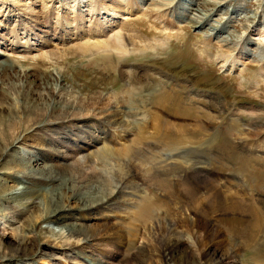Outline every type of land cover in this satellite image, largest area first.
Here are the masks:
<instances>
[{
  "label": "rangeland",
  "instance_id": "374dc122",
  "mask_svg": "<svg viewBox=\"0 0 264 264\" xmlns=\"http://www.w3.org/2000/svg\"><path fill=\"white\" fill-rule=\"evenodd\" d=\"M178 3L0 0V264H174L170 240H182L175 264H254L251 253L264 256V0H195L185 17ZM116 36L130 53L85 54ZM246 38L256 39L248 54ZM229 56L237 59L232 71L221 61ZM54 101L57 112L67 102L80 120L45 124ZM156 113L165 122L159 135ZM37 115L46 118L31 130ZM76 123L89 125L76 130L85 138L104 131L89 153L114 154L78 164L88 154L60 134ZM48 150L68 160L48 158ZM99 183L148 209L129 234L122 223L134 216L118 207L87 216L80 209L101 199ZM26 186L28 194H11ZM52 186L62 198L44 191ZM61 201L77 217L64 224L87 226L92 241L52 247L60 227L39 216L44 203Z\"/></svg>",
  "mask_w": 264,
  "mask_h": 264
},
{
  "label": "bare ground",
  "instance_id": "6f19581e",
  "mask_svg": "<svg viewBox=\"0 0 264 264\" xmlns=\"http://www.w3.org/2000/svg\"><path fill=\"white\" fill-rule=\"evenodd\" d=\"M137 1H140L141 3L143 2V1H145V0H137ZM178 2H181V3H178L177 5H180V9H181V11L183 12V14H184V17H185V15H187L188 16V12H189V10H191L192 9V7H194L195 6V0H178ZM169 5V4H168ZM173 5H174V3H173ZM172 5V6H173ZM178 7V6H177ZM191 8V9H190ZM176 10H177V8H176ZM178 13H179V10H178ZM190 16H192V13H191V15H190V13H189V17ZM204 25H205V23H203ZM207 25H209V24H207ZM163 27V26H162ZM221 27V26H220ZM226 27V26H225ZM217 28H215V29H213V31H215ZM218 30V29H217ZM223 31H225V30H223ZM223 33V32H222ZM220 34V31L218 30V32L217 33H215L214 35L215 36H218ZM213 35V36H214ZM115 36V35H114ZM122 40H123V38L121 37V36H116L115 38H114V40H112V41H109V42H106L105 41V43H103L102 45L101 44H99V45H96L95 47H93L92 48V46L90 47V46H88V47H86V49L84 50V52H85V54L86 53H88V52H90V53H96V54H100L101 52H108V56H111V55H121V53H123L122 55H125L126 53H130V50L128 49V48H126L127 46L124 44V43H122ZM254 40H256V39H252V38H246L245 40H244V53L245 54H248L249 53V51H251L252 49H249V47H250V45L252 46L254 43ZM96 44V43H95ZM241 48V47H240ZM241 53V52H240ZM242 55H243V53H242ZM105 56V55H104ZM108 56H107V58H108ZM241 56V55H240ZM249 56H251L250 54H249ZM124 57V56H123ZM230 57V56H229ZM242 57V56H241ZM104 58H106V57H104ZM261 58V57H260ZM103 59V58H102ZM228 58H223V59H221V61L222 62H224V65H225V68H227V70L228 71H232V70H234L235 69V65H233V63L232 62H237L236 60H233V58L232 57H230V59H228ZM106 60V59H105ZM235 64V63H234ZM232 65V66H231ZM119 66V65H118ZM110 68H111V66H110ZM106 70H107V68H105ZM102 71V70H101ZM100 71V72H101ZM102 74H103V72H102ZM60 75V74H59ZM57 78H60L61 76H56ZM258 78V77H257ZM257 81H254L253 83H252V85H253V87L255 86V85H257V83H256ZM153 93V92H152ZM54 95V94H53ZM57 95V97H55V98H58V99H60V100H62V95H59V93L57 94L56 92H55V96ZM65 97V96H64ZM100 99V98H99ZM101 101V100H100ZM58 102V101H57ZM69 102V101H68ZM102 102V101H101ZM96 104H97V102H95ZM100 103V102H99ZM98 103V104H99ZM66 105H65V107L63 108V109H61V111L60 112H57L58 111V107H59V105H56V103H55V101L53 102V104H52V106H50L49 108H48V111H47V113L48 114H46V115H49V117L47 118L48 120L47 121H44L45 122V124L46 123H50V122H52L53 123V121H58V120H62V119H65L66 120V118L68 119V118H71V117H74V121H78V120H80V118H76L75 116H77L76 114L74 115V113L76 112H72V113H69L67 110L69 109V107H68V105L69 104H67V102L65 103ZM186 105H187V103H186ZM74 107V106H73ZM77 107V106H76ZM187 107H188V105H187ZM80 108V107H79ZM79 108H77V109H79ZM180 108V107H179ZM74 109V108H73ZM110 109V108H109ZM83 110V109H82ZM103 111V110H102ZM106 111H107V109H106ZM106 111H104V112H99V113H102V116L103 117H108L109 116V118H110V114H109V111H108V113L106 112ZM113 111V110H112ZM77 112H79V111H77ZM57 113H59V115H57ZM113 113V112H112ZM157 114V113H156ZM154 115V117H153V121H154V129H155V131H154V133L156 134V133H158V135L160 134V132H161V129H162V126H164V124H165V122H164V120L163 119H161L160 118V116L157 114V115ZM34 115V114H33ZM46 115L45 116H42V117H40V115H37L36 117H31V122L29 123V128L32 130L34 127H37L36 125H39L38 123H40L44 118H46ZM79 115V114H78ZM152 116V115H151ZM112 117V116H111ZM105 119V118H104ZM107 119V118H106ZM114 119H116V118H114ZM30 120V119H29ZM46 120V119H45ZM64 120V121H65ZM71 120V119H70ZM85 120V119H84ZM107 122H109V120H106ZM111 121V123H112V119L110 120ZM116 121V120H115ZM63 122V121H62ZM27 123H28V121H27ZM51 123V124H52ZM64 123V122H63ZM114 123V122H113ZM116 124L118 123V121L117 122H115ZM122 122H120V124H121ZM55 124V123H54ZM60 124V123H59ZM109 124V123H108ZM119 124V125H120ZM149 124V123H148ZM112 125V124H111ZM118 125V124H117ZM40 126V125H39ZM47 126V125H46ZM65 126V125H64ZM73 126H76V128L75 129H73L74 131H71V132H67V130H62L61 131V133L60 134H62V135H64V136H62V137H64V138H66V139H70V137H69V133L70 134H72L74 137H76V138H71V139H73V140H75L76 139V141H77V143H78V149H76L77 151H83V152H85L86 154H88L87 156L85 155L82 159H79V161H78V164H81V163H84L85 164V161H84V159H86V161L88 162V163H90V162H92V160L94 159V158H97L98 159V156H100V157H104V154L106 153V154H108V153H112V152H114L115 150H111V148H106V147H103L102 149H100V150H98V151H96V152H91V153H89V151L91 150V149H95V148H98L97 146L99 145V144H101L104 140H103V138H105V134L101 131V134L100 135H103V136H96V135H91V136H89V137H84V136H82V135H79L78 133H77V131H80L81 129H85L86 131H87V129L89 128V125H87L86 123H82V125L80 126V124L79 125H77V123L75 124V125H73ZM200 126V125H199ZM244 126V125H243ZM56 127V126H55ZM91 127V126H90ZM49 128V127H48ZM64 128V127H63ZM98 128V127H97ZM100 128V127H99ZM119 128V127H118ZM123 128V127H122ZM201 128V127H200ZM242 128V127H241ZM21 129V128H20ZM123 129H125V128H123ZM30 130V131H31ZM55 130V129H54ZM77 130V131H76ZM83 130H81V132L83 131ZM92 130H93V127H92ZM95 130V129H94ZM127 131V130H126ZM88 132V131H87ZM91 132V130H89V133ZM93 132V131H92ZM99 132V131H98ZM133 131H131V133H132ZM85 133V132H84ZM19 134V133H18ZM83 134V133H82ZM86 134V133H85ZM92 134V133H91ZM94 134V133H93ZM99 134V133H98ZM77 135V136H76ZM157 135V134H156ZM92 136H93V138H92ZM161 136V135H160ZM6 137V136H5ZM72 137V136H71ZM79 137V138H78ZM84 137V138H83ZM140 137V136H139ZM143 137V136H142ZM14 139V138H13ZM19 139L20 138H16L15 137V141H18L19 142ZM143 140V138H137L135 141H138V143L139 142H141ZM75 141V142H76ZM181 142V141H180ZM103 144V143H102ZM105 144V143H104ZM264 145V144H263ZM70 147V146H69ZM106 148V149H105ZM70 149H72V148H70ZM73 150H75V149H73ZM72 150V151H73ZM102 152V153H101ZM46 153V155H47V157L49 158V157H53V158H57V157H59V156H63V154H62V152H60V151H55V150H48V151H46L45 152ZM112 154H114V153H112ZM111 154V155H112ZM110 155V154H109ZM45 156H37L36 157V161L38 162V163H41V162H44V160H45V158H44ZM106 157H107V155H106ZM114 157V156H113ZM67 158V156H63V160L64 159H66ZM104 159V158H103ZM66 160H68V159H66ZM91 164V163H90ZM105 164H106V162H105ZM81 165H83V164H81ZM98 171V170H97ZM100 172V171H99ZM101 173V172H100ZM99 174V173H98ZM23 178H25V177H22V178H19V179H23ZM26 179H28V178H26ZM125 180V179H124ZM98 182H100L99 180H98ZM28 184H30V182H27ZM66 185H67V183H66ZM128 187V186H127ZM108 189H109V187H107V186H105V185H100V183L98 184V187H97V193H96V196L97 197H101V199H98V200H96V201H94L93 203H87L86 205H83V207H81L80 209L81 210H87V212L89 211V213H87L86 212V216L89 214V215H91V214H93L95 211H97V210H102V209H105V210H110V208H114L115 209V207H118L117 209L118 210H120V212H123V213H127L129 216H130V214L131 215H133L134 217H133V219H132V221H128V222H126V221H124L123 223H122V225H123V234H124V231H126L127 232V234H129L130 232H132V230L134 229L133 227H134V225L136 224V221H140L141 220V218L144 216V215H146L147 214V212H148V209H146V210H144V209H142V208H140V206H139V204L137 203V200L136 199H134V197H132V195H127V194H125V191L123 192V191H118V192H116L115 190L112 192V193H109L108 194ZM126 189V188H125ZM22 190V191H21ZM29 190H30V188H28V186H26V187H23L22 189H20V191L18 190V191H15V192H13V193H11L12 195H14V196H19V195H25V194H28L29 193ZM212 190V189H211ZM44 191L45 192H47V193H54V194H60V196H61V198H62V195H63V193H62V189H61V187H54V186H52L51 188H46V189H44ZM127 192V191H126ZM130 193V192H129ZM128 193V194H129ZM88 194L89 193H87V192H84L83 194H82V197L83 198H86L87 196H88ZM109 195H110V200L108 199V198H103L104 196L105 197H109ZM135 195V194H134ZM138 196V195H137ZM140 197V196H139ZM75 198V195L73 196V199ZM132 198V199H131ZM229 198V197H228ZM230 198L231 199H229L230 201H229V203L231 204L232 203V205L234 206V200H236L235 199V197H231L230 196ZM54 200V199H53ZM238 200V199H237ZM239 201V200H238ZM53 203H55V201H52ZM132 203V204H131ZM228 203V202H227ZM229 204V205H230ZM58 206H54L53 208L52 207H48V205L46 204V203H44V205H43V211H42V213L40 214V216H39V220H41V221H47L48 223H50V224H53V225H57L58 227H60V231L59 232H55V231H53V232H51V239H52V247L54 248V247H60V248H64V247H70V246H74V245H77V244H80V243H86L87 244V242H90V241H92L95 237H93L92 235H90L89 234V232L87 231V229H88V227L87 226H84L83 228H80V229H78V228H76V227H74V226H72L71 224L69 225V224H64V222H66V221H74V220H77V217H76V215H74V213H75V208H70V205H65L64 203H63V201H61L60 203H58L57 204ZM108 208V209H107ZM117 209H116V211H117ZM77 211V210H76ZM113 212V211H112ZM78 213V212H77ZM78 215V214H77ZM118 215V214H117ZM80 218V217H79ZM86 218V217H85ZM88 218H91L90 216L88 217ZM74 219V220H73ZM92 219V218H91ZM129 219V218H128ZM195 220H197V219H195ZM194 220V221H195ZM40 221V222H41ZM197 222V221H196ZM121 224V223H120ZM70 226H72V227H70ZM196 226V228L198 227L197 225H195ZM194 226V227H195ZM78 227V226H77ZM103 229V228H102ZM93 230H95V229H93ZM116 230V229H115ZM57 231V230H56ZM103 231H106V233H108V232H111V230H110V228H105L104 227V229H103ZM102 231V232H103ZM108 231V232H107ZM121 231V230H120ZM172 231V230H171ZM209 231V232H208ZM65 232H67L68 234H65ZM92 232V231H91ZM99 232V231H98ZM125 232V233H126ZM176 233H177V231H175ZM174 232V233H175ZM206 232H207V234L206 235H209L210 233H211V230L210 229H208L207 228V230H206ZM115 233V232H114ZM122 232H120V233H118L119 235L118 236H122V234H121ZM112 234V233H111ZM116 234V233H115ZM109 235V234H108ZM171 235H172V233H171ZM117 236V237H118ZM170 237V236H169ZM211 237V236H210ZM119 238H121V237H119ZM175 238V237H174ZM176 238H181V237H177L176 236ZM212 238V237H211ZM173 239V238H172ZM256 239V238H255ZM208 240V239H207ZM167 241H168V239H167ZM175 241V240H174ZM210 241V240H209ZM120 242H121V240H120ZM123 242V241H122ZM180 242H182V240L180 241ZM180 242H178V240H177V243H175V242H173L172 240H170V241H168L167 242V244L168 245H166V258H167V260H169L170 261V263H173L174 262V264L178 261L179 262V260H181V261H183V257H182V253L181 252H179V250H180ZM190 242V241H189ZM249 242V241H248ZM188 243V242H187ZM206 243V242H205ZM252 243V242H251ZM198 245H200V244H198ZM253 245V244H252ZM179 246V247H178ZM256 247V246H255ZM73 248V247H72ZM81 248V247H80ZM178 248V249H177ZM258 248V247H257ZM75 250H77L76 248H75ZM210 250V249H209ZM79 251V250H78ZM165 251V250H164ZM70 252V251H69ZM75 252H77V251H75ZM81 252V251H80ZM205 252V251H204ZM253 252V251H252ZM78 253V252H77ZM165 253V252H164ZM232 253V252H231ZM230 253V254H231ZM258 253V252H257ZM209 254H210V252H205V253H202L201 254V259H199L198 261H201L202 260V258L203 259H205V257L206 256H209ZM263 254V253H262ZM229 255V254H228ZM264 255V254H263ZM232 256H233V254H232ZM236 256V255H235ZM237 257V256H236ZM244 257V256H243ZM243 257H242V259H243ZM249 262L251 263V262H253L254 264H264V256H261V253H260V256H258V254H250L249 256ZM229 258V257H228ZM238 258V257H237ZM236 258V259H237ZM241 258V257H240ZM258 259V260H257ZM91 260V259H90ZM97 261V260H96ZM205 261V260H204ZM94 262V261H93ZM92 262V263H93ZM234 262V264H236L237 262H239V259H238V261L237 262H235V260L233 261ZM194 263H196V264H201L200 262L199 263H197V262H194ZM205 263V262H204ZM207 264H208V262H206ZM205 263V264H206ZM88 264H90V263H88ZM93 264H106L105 262H103V261H97V262H94ZM184 264V263H183ZM210 264V263H209Z\"/></svg>",
  "mask_w": 264,
  "mask_h": 264
}]
</instances>
